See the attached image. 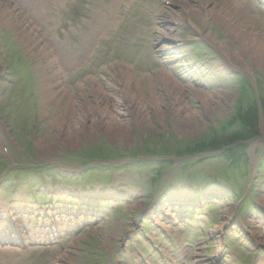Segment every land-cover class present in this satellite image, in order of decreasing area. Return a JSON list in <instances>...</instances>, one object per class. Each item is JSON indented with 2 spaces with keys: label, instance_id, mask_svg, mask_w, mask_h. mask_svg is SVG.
Instances as JSON below:
<instances>
[{
  "label": "rangeland",
  "instance_id": "1",
  "mask_svg": "<svg viewBox=\"0 0 264 264\" xmlns=\"http://www.w3.org/2000/svg\"><path fill=\"white\" fill-rule=\"evenodd\" d=\"M162 1L0 0V123L6 130L5 140L0 131V162L5 156L3 142L11 154L12 145L18 151L25 145L39 157L37 161L54 162L64 153L83 151L88 142L97 141L99 147L115 148L119 157L129 161L134 158L136 164L109 176L97 173L80 178L76 184L46 182L57 189L95 188L93 197L98 201L92 209L106 210L109 217L101 221V213L92 212L94 219L89 222H100L89 229L91 237L80 231L81 227L77 233L81 238L55 241L48 248L55 254H44V261L35 262L33 258L39 250L26 255L0 245V264H55V259L56 264H106L110 257L111 264H217L214 258L219 255L224 258L221 264H264V254L254 253L255 249L264 251V225L256 211L264 209V169L259 166L264 126L260 124V136L245 143L249 165L233 164L237 174L227 168L223 158H210L198 165L197 171L187 168L178 178L174 176L169 184V191L183 196L192 192L177 190L183 183L204 185L220 180V184L206 186L207 191L195 204L200 208L195 220L207 223L209 219L204 217L209 216L214 219L212 229L201 227L199 234H194V226H186L185 218L179 219L169 206L151 216L150 227L133 225L145 215L148 197L158 190L154 182L161 185L159 177L168 166L163 159L170 155L168 146L163 144L156 150L152 145L155 140L172 135L177 154L186 145L224 136V124L236 100L253 103V87L241 88V77L254 84L258 106L264 107V66L260 65L264 58V0H166L167 5ZM40 4L43 8L39 11ZM113 24H120L117 31L112 30V26L117 27ZM243 34L257 43L246 41L243 45ZM258 44L261 52L257 51ZM93 45L97 48L90 52ZM105 47L122 60L106 66ZM207 70L214 75L207 76ZM60 71H77V78L86 81L74 86L73 78L63 79ZM240 72L243 76H236ZM137 97L143 101L140 115L131 114L125 106ZM68 101L69 115L63 117L59 108ZM240 114L241 118L245 116ZM94 118L102 119L103 125L93 122ZM117 120L126 125L120 138L112 134ZM184 121L189 123L187 128L182 125ZM237 128L240 130V122L231 131ZM141 135L145 146L140 143L135 147ZM68 139L76 142L70 144ZM148 148L151 151L147 156L162 158H140ZM57 154L61 155L57 158ZM21 188L15 192L8 187L7 199H13L16 193L27 199ZM187 198L190 203L197 197L190 194ZM238 212L243 213L247 235H212L223 232ZM80 220L84 219L72 218L70 222ZM137 228L143 235L135 234ZM121 251L122 256L114 260Z\"/></svg>",
  "mask_w": 264,
  "mask_h": 264
},
{
  "label": "bare ground",
  "instance_id": "2",
  "mask_svg": "<svg viewBox=\"0 0 264 264\" xmlns=\"http://www.w3.org/2000/svg\"><path fill=\"white\" fill-rule=\"evenodd\" d=\"M39 39V38H38ZM246 41H248L251 45H253L254 44V42L255 43H257L254 39H252L251 37H250V35H248V34H243V35H241V43L244 45L245 43H246ZM38 42L39 43H41L39 40H38ZM260 44H258L257 45V51L258 52H261V48L260 47H258ZM49 53H50V49H49ZM260 65H263L264 66V58L260 61ZM127 84V83H126ZM130 100H132V102H131V105H133L134 104V106H135V108L134 107H132L130 104H126V107L128 108V110H129V112L130 113H132V114H137V115H140V110L139 109H141L142 108V106H143V101L142 100H140V99H130ZM193 117V116H192ZM184 118V117H183ZM182 118V119H183ZM94 121H96V122H99L101 125H103V123H102V119H95L94 118V120H93V122ZM118 121V120H117ZM91 124H93L92 123V121H91ZM188 122L187 121H184L183 123H182V125L185 127V128H187L188 127ZM117 128H113V131H112V134L115 136V138H120V136L122 135V130H124L125 128H126V125H125V122L123 121H118L117 122ZM182 129H184L183 127H182ZM112 130V129H111ZM68 142L70 143V144H73V143H75L76 142V140L75 139H68Z\"/></svg>",
  "mask_w": 264,
  "mask_h": 264
}]
</instances>
